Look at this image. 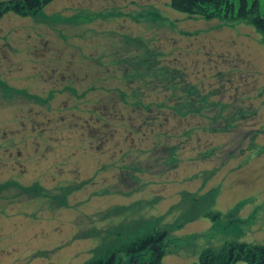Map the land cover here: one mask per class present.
I'll use <instances>...</instances> for the list:
<instances>
[{"label":"rangeland","instance_id":"obj_1","mask_svg":"<svg viewBox=\"0 0 264 264\" xmlns=\"http://www.w3.org/2000/svg\"><path fill=\"white\" fill-rule=\"evenodd\" d=\"M170 1L0 19V264H87L155 227L168 264L264 244V40Z\"/></svg>","mask_w":264,"mask_h":264},{"label":"trees","instance_id":"obj_2","mask_svg":"<svg viewBox=\"0 0 264 264\" xmlns=\"http://www.w3.org/2000/svg\"><path fill=\"white\" fill-rule=\"evenodd\" d=\"M52 1L54 0H0V19L9 11L24 17L36 16ZM170 5L194 18L220 19L224 22L242 20L252 24L264 40L262 0H171ZM184 106L185 103L179 105L181 108ZM193 107L191 105L188 110H194ZM206 215L215 220L220 211L207 210ZM168 234L167 228L155 227L129 243L108 247L87 264H121V254L128 257V264H168L164 261L165 247L162 246L167 241ZM191 264H264V244L232 241L221 248L208 247L201 252L199 260Z\"/></svg>","mask_w":264,"mask_h":264},{"label":"flooded vegetation","instance_id":"obj_3","mask_svg":"<svg viewBox=\"0 0 264 264\" xmlns=\"http://www.w3.org/2000/svg\"><path fill=\"white\" fill-rule=\"evenodd\" d=\"M95 64V63H94ZM93 64V65H94ZM77 65H78V62H77ZM80 65V64H79ZM57 68H50V70H47L46 72H48V74L44 75V76H47L49 78H51L52 80H56L58 77H60L61 79H64V77H69L70 76V73L69 71H66V72H63L60 71V72H57L56 71ZM42 75V74H41ZM42 75V77H44ZM58 81V80H56ZM0 85H1V88L0 89H3V94L1 93L0 94V97L3 95L4 98H11L12 95L15 94V88H10L8 85H7V82L5 79L3 78H0ZM13 89V90H12ZM24 91V90H23ZM22 91V93H23ZM24 93L26 94V97H28L29 93L27 91H24ZM19 95V94H18ZM97 113V116L96 113ZM95 113V114H94ZM101 108H96L93 110V117L90 118V120L88 119L87 122L90 123L91 119L93 118L95 120V123H92L93 126H102V121H101ZM5 133V132H4ZM96 148H98L100 145L96 144ZM19 153V152H18Z\"/></svg>","mask_w":264,"mask_h":264}]
</instances>
